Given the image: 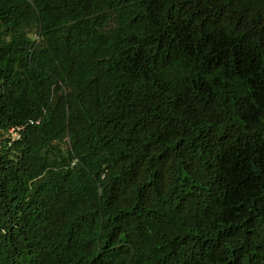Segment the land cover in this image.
<instances>
[{
    "label": "trees",
    "instance_id": "trees-1",
    "mask_svg": "<svg viewBox=\"0 0 264 264\" xmlns=\"http://www.w3.org/2000/svg\"><path fill=\"white\" fill-rule=\"evenodd\" d=\"M0 264H264V0H0Z\"/></svg>",
    "mask_w": 264,
    "mask_h": 264
},
{
    "label": "built area",
    "instance_id": "built-area-1",
    "mask_svg": "<svg viewBox=\"0 0 264 264\" xmlns=\"http://www.w3.org/2000/svg\"><path fill=\"white\" fill-rule=\"evenodd\" d=\"M20 135L21 128H11L4 136L11 141H19L21 139Z\"/></svg>",
    "mask_w": 264,
    "mask_h": 264
}]
</instances>
